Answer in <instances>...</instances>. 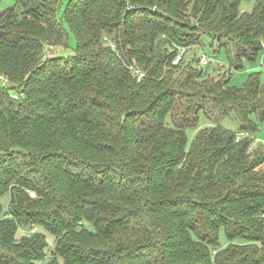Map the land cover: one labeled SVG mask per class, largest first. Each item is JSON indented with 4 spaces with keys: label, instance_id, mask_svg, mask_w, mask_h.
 <instances>
[{
    "label": "trees",
    "instance_id": "16d2710c",
    "mask_svg": "<svg viewBox=\"0 0 264 264\" xmlns=\"http://www.w3.org/2000/svg\"><path fill=\"white\" fill-rule=\"evenodd\" d=\"M15 1L0 12V264H264V85L189 58L208 36L231 69L256 61L264 0ZM70 36L73 55L48 56ZM201 113L214 126L188 150ZM232 115L237 132L219 125Z\"/></svg>",
    "mask_w": 264,
    "mask_h": 264
},
{
    "label": "rangeland",
    "instance_id": "374dc122",
    "mask_svg": "<svg viewBox=\"0 0 264 264\" xmlns=\"http://www.w3.org/2000/svg\"><path fill=\"white\" fill-rule=\"evenodd\" d=\"M15 4V0H0V12L13 8ZM254 5L255 0L243 2L241 4L240 10L243 13H251L254 9ZM75 46V39L70 36V40L66 48L53 47L49 49L47 53L49 57L56 55L70 56L75 53ZM216 48V46H211V38L206 36L203 39V45L201 47L192 49L189 58L191 57L194 59H200L205 55L208 58L209 63L204 67V69L211 76L216 77L217 80L221 77H224V75L229 74V77H231L230 86L232 87L244 88L252 75L258 76L261 84L264 85V52L259 54L256 61L244 60L242 67L239 70H233L230 67L229 56L226 49H221L215 53ZM253 122L258 127V131L252 136L254 140L253 148L256 149L257 147L264 145V123L259 122L256 117L253 119ZM219 125L233 132H237L239 130V124L233 115L221 120ZM210 126L214 125L206 119L203 113H201L199 116V128H188L186 131L188 138V150L195 141L199 130ZM31 196L36 197L34 193H31ZM2 201L4 208L7 209L9 195H6ZM22 233L25 234L26 232L21 230L20 235ZM48 241L51 244L52 238L48 237ZM220 245L222 249L226 248L228 245L224 230H221L220 232Z\"/></svg>",
    "mask_w": 264,
    "mask_h": 264
},
{
    "label": "built area",
    "instance_id": "2783aa9c",
    "mask_svg": "<svg viewBox=\"0 0 264 264\" xmlns=\"http://www.w3.org/2000/svg\"><path fill=\"white\" fill-rule=\"evenodd\" d=\"M184 52H185V50L183 49L182 52H181V54H180V57L183 55ZM180 57H179V58H180ZM178 60H179V59H178ZM177 62H178V61H176V63H177ZM207 63H208V58H207L206 56H202L201 59H200V64H201V65H206ZM134 71H135V74H136V75H139L140 78L144 76V74H143L141 71L136 70V69H134ZM241 137H242V136L239 135V136H238V140H240ZM262 218L264 219V214L262 215Z\"/></svg>",
    "mask_w": 264,
    "mask_h": 264
}]
</instances>
